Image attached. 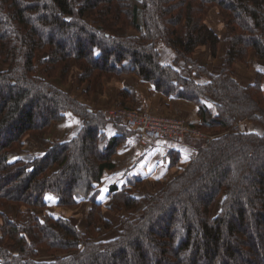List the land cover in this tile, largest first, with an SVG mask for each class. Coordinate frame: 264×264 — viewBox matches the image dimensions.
<instances>
[{
	"label": "trees",
	"instance_id": "trees-1",
	"mask_svg": "<svg viewBox=\"0 0 264 264\" xmlns=\"http://www.w3.org/2000/svg\"><path fill=\"white\" fill-rule=\"evenodd\" d=\"M222 44L221 65L196 59H217ZM252 57L246 84L237 67ZM74 70L87 98L134 73L195 104L200 123H189L215 136L187 139L186 162L172 151L167 183L134 197L115 185L100 200L121 133L137 129L52 82ZM68 112L78 135L46 142ZM27 138L49 147L14 159ZM0 264H264V0H0Z\"/></svg>",
	"mask_w": 264,
	"mask_h": 264
},
{
	"label": "crops",
	"instance_id": "crops-1",
	"mask_svg": "<svg viewBox=\"0 0 264 264\" xmlns=\"http://www.w3.org/2000/svg\"><path fill=\"white\" fill-rule=\"evenodd\" d=\"M167 52L170 54V50ZM173 59L171 58L169 61H173ZM223 60L224 57L221 59V63ZM182 72L188 74L187 71ZM85 88L86 85H82L76 86L74 89L76 93L80 94L78 95L79 101L87 104L93 112H103L111 119L120 118V116L114 117L113 112L126 105L135 109L150 110L152 113L159 115L176 114L189 119L195 125L200 123V116L195 104L166 96L157 91L152 83L143 81L133 73L124 74L119 79L105 83V88L101 94L92 93L89 98L82 93ZM123 120L125 121V119ZM125 122L134 130L137 129L129 122ZM81 126V118L72 112H68L64 122L56 123L52 127L50 139L53 142L71 140L78 135ZM136 131L134 134L121 133L112 128L106 132L108 138L121 133V143L113 156L115 167L105 171L98 189L105 187L107 192L112 186L117 185L120 188L124 185L126 188H134L135 190L139 186L135 190L137 192L138 190H149L158 181L167 183L173 174L169 170L171 152L175 150L181 152L182 161L186 162L188 158L196 157L194 147L187 143V139L201 140L197 137L188 136L184 139L162 143L156 138H149L144 143L140 139L139 130ZM128 180L132 181L131 184ZM106 199L105 196L104 200L107 201Z\"/></svg>",
	"mask_w": 264,
	"mask_h": 264
},
{
	"label": "rangeland",
	"instance_id": "rangeland-1",
	"mask_svg": "<svg viewBox=\"0 0 264 264\" xmlns=\"http://www.w3.org/2000/svg\"><path fill=\"white\" fill-rule=\"evenodd\" d=\"M216 28L218 29V30H222L223 28L220 26V24L218 25H216ZM222 37H224L225 38V32H222ZM68 38L70 39V36L69 37H67V39L66 40H68ZM72 40V39H71ZM167 49H169L170 50V54H168V52L167 51H169V50H167ZM158 50H159V52H160V56H161V59L163 60V62L164 63H167V64H172V65H174V61H175V58H176V52L173 50V49H171L170 47H168V46H166L165 44H163V43H161L160 45H158ZM225 51H226V46H225V44H222L221 45V50H220V54H219V57L217 58V59H211L210 58V54H209V52H208V50H206V51H204V52H201V54H197L198 55V57H196V59H198L199 60V63L202 65V66H208L209 67V69L210 70H212L213 69V67H216V66H219V65H221L222 63H221V59L224 57V55H225ZM42 57L43 56H39V58L36 60V62H37V65H38V67H39V64H41V59H42ZM166 57V58H165ZM171 58H174L173 59V61H169ZM257 66H259V63H258V61H256V60H253V57H252V59L251 60H249V62H248V67L247 66H245L244 64H238V72H239V75H240V77H242V79H244V82L246 83V84H248L249 82H250V80L252 79L251 78V76H252V73L254 72V69L257 67ZM42 67L40 66V69H41ZM177 69H179V70H181V71H186L187 70V68H186V66H185V63L182 61V62H180V64H179V66H177ZM75 72H74V74H72L71 76H70V79H69V81L67 82V83H65V84H63L62 83V81H61V79L59 78V77H57V78H55L54 80H52V82L54 83V84H56L57 86H60L61 88H63L64 90L66 89L68 92H70V93H73L74 95H75V97H77L78 98V95H80V94H78V92L76 93V91L74 90L75 89V87L76 86H82V85H79V83L77 82V80H76V77H75V74H76V70H74ZM134 74V73H133ZM123 76V75H122ZM121 76V77H122ZM83 93V92H82ZM83 95L84 96H86L84 93H83ZM126 106V105H125ZM124 106V108H130V109H134V107H129V106H126L125 107ZM138 110V109H137ZM141 111H145V112H149L151 115H154V116H157V117H169V116H177V117H182V116H179V115H176V114H163V115H159V114H155V113H152L150 110H146V109H144V110H141ZM114 116V115H113ZM182 118H184V117H182ZM185 120L189 123V119H187V118H185ZM240 124H242V123H239L238 125H240ZM247 123H244V125H246ZM245 129L246 130H248L247 129V127L245 126ZM260 129V128H259ZM201 130V129H200ZM201 131H203V130H201ZM204 133H205V131H203ZM207 134H211L212 136H215L214 134L215 133H207ZM188 137V136H187ZM194 138V137H193ZM199 139H201L202 141H205V138H199ZM26 143H25V146H23V147H20V148H16L13 152H14V159H17V158H20V159H23V160H25V159H28L29 157H34L35 155H39V154H42V151L44 150V149H46L47 147H49V143L47 144H36V143H32L31 142V140H30V138H27L26 139ZM45 141L46 142H48V141H50V142H52V143H55V142H53L51 139H50V137L49 136H47V138H45ZM129 181V184H131V180H128ZM156 186V184H153L152 186H151V188L150 189H153L154 187ZM164 186H162V188H163ZM137 188H139V186H137L136 188H135V190L137 189ZM161 188V189H162ZM149 189V190H150ZM160 189V190H161ZM106 189H105V187H102V189H98V191H100L99 192V198H100V200H104L105 199V193H106V191H105ZM128 191H129V193H130V196H132V197H134V192H136L135 190H134V188H128L127 189ZM140 190H138L137 192H139ZM136 192V193H137ZM106 200H108V199H106ZM144 201V200H143ZM145 202V201H144ZM80 211H83V208L82 209H80ZM106 211V210H105ZM126 214V213H125ZM121 216V214L120 213H115L114 214V223H116V224H118L119 223V217ZM82 225V226H81ZM81 227H83V226H85V221H82L81 222ZM113 234H114V232H113ZM113 234H111V235H108V237H111V236H113ZM40 260H42V261H46V262H53V259L51 258V256H48L46 253H45V251H41L40 252Z\"/></svg>",
	"mask_w": 264,
	"mask_h": 264
},
{
	"label": "built area",
	"instance_id": "built-area-1",
	"mask_svg": "<svg viewBox=\"0 0 264 264\" xmlns=\"http://www.w3.org/2000/svg\"><path fill=\"white\" fill-rule=\"evenodd\" d=\"M113 115L114 117H123L125 121L137 127L140 139L144 143L149 138H156L162 143H169L176 139H184L187 136L205 138L206 140L214 138V136L204 133L196 126L191 125L182 117H157L151 115L149 112L124 107L118 108L113 112ZM240 126L244 129L243 124H240ZM32 159V157H29L26 160Z\"/></svg>",
	"mask_w": 264,
	"mask_h": 264
}]
</instances>
